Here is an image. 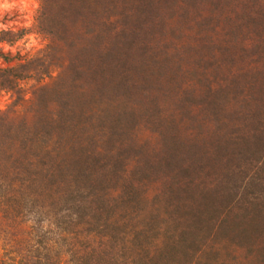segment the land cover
Listing matches in <instances>:
<instances>
[{
  "label": "rangeland",
  "instance_id": "374dc122",
  "mask_svg": "<svg viewBox=\"0 0 264 264\" xmlns=\"http://www.w3.org/2000/svg\"><path fill=\"white\" fill-rule=\"evenodd\" d=\"M0 264H264V0H0Z\"/></svg>",
  "mask_w": 264,
  "mask_h": 264
}]
</instances>
